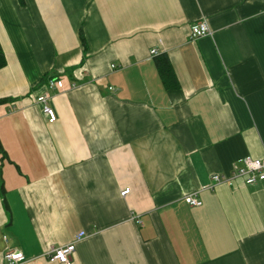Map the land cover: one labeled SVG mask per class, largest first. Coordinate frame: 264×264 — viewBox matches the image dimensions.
I'll list each match as a JSON object with an SVG mask.
<instances>
[{
	"label": "crops",
	"instance_id": "crops-1",
	"mask_svg": "<svg viewBox=\"0 0 264 264\" xmlns=\"http://www.w3.org/2000/svg\"><path fill=\"white\" fill-rule=\"evenodd\" d=\"M0 47V264H264V182L206 188L264 156V0H0Z\"/></svg>",
	"mask_w": 264,
	"mask_h": 264
},
{
	"label": "built area",
	"instance_id": "built-area-1",
	"mask_svg": "<svg viewBox=\"0 0 264 264\" xmlns=\"http://www.w3.org/2000/svg\"><path fill=\"white\" fill-rule=\"evenodd\" d=\"M211 32L205 21H200L193 24L190 28L189 38L196 40L197 38L210 35ZM150 54L156 56L157 53L153 49ZM44 91L37 96H34L33 100L36 105L39 106L42 114L47 118L49 124L54 123L57 120L55 111L50 105L52 91H63L64 84L61 79L50 76L44 83ZM240 181L245 186H256L264 182V156L262 158L254 159L250 157H244L238 160L233 166L229 176L214 174L210 177V184L206 188L212 189L217 184L224 183L229 186H234L235 182ZM129 193V189L121 191L120 195L125 196ZM197 192H192L184 197L185 202L190 207H200L202 202L197 197ZM83 233H79L72 242L67 245L60 246L51 250L47 254V258L50 261H57L61 264H71V255L75 250V244L81 240ZM5 264H22L24 262V256L21 252H5L3 255Z\"/></svg>",
	"mask_w": 264,
	"mask_h": 264
},
{
	"label": "trees",
	"instance_id": "trees-1",
	"mask_svg": "<svg viewBox=\"0 0 264 264\" xmlns=\"http://www.w3.org/2000/svg\"><path fill=\"white\" fill-rule=\"evenodd\" d=\"M155 63L157 66V71L159 75L161 76V79L163 80V82L167 85V87L169 88L175 87L176 84H175L174 79L172 83L169 82L170 78H172L171 77L172 73H171V68H170V64H169V60L167 56L164 54L158 55L157 57H155ZM4 65H5V58L3 56V52L0 47V69L4 67ZM1 103L2 101L0 100V104ZM0 155H1V162L4 159H7V155L5 151L3 150V147L1 146V144H0ZM0 192L3 193L2 184H0Z\"/></svg>",
	"mask_w": 264,
	"mask_h": 264
}]
</instances>
